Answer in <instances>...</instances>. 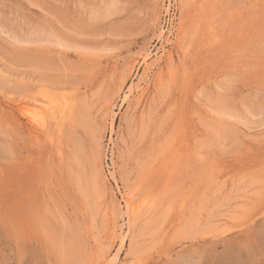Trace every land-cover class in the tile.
I'll use <instances>...</instances> for the list:
<instances>
[{"label": "rangeland", "instance_id": "obj_1", "mask_svg": "<svg viewBox=\"0 0 264 264\" xmlns=\"http://www.w3.org/2000/svg\"><path fill=\"white\" fill-rule=\"evenodd\" d=\"M0 264H264V0H0Z\"/></svg>", "mask_w": 264, "mask_h": 264}, {"label": "bare ground", "instance_id": "obj_2", "mask_svg": "<svg viewBox=\"0 0 264 264\" xmlns=\"http://www.w3.org/2000/svg\"><path fill=\"white\" fill-rule=\"evenodd\" d=\"M44 106H40V103H39V100L37 97L27 96L25 103L19 108V110L23 114V117H24V115L27 117L28 127H26V128H28V131L30 132V134L34 138H37V139H39V131H40L41 127H43L45 124V120H46L45 117H49V116H50L49 118L56 117V111L52 110L53 107H46L45 106V108H44ZM41 110H43V111H41ZM57 116H58V114H57ZM128 198H130V197H128ZM126 201H127V204H130V199L126 198Z\"/></svg>", "mask_w": 264, "mask_h": 264}]
</instances>
